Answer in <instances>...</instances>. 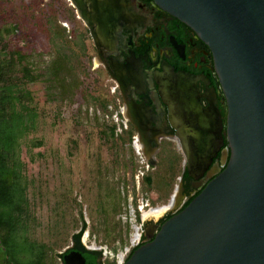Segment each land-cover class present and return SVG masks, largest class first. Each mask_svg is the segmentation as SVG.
Here are the masks:
<instances>
[{
	"label": "rangeland",
	"instance_id": "1",
	"mask_svg": "<svg viewBox=\"0 0 264 264\" xmlns=\"http://www.w3.org/2000/svg\"><path fill=\"white\" fill-rule=\"evenodd\" d=\"M9 26L14 31L5 50L25 57L15 54L14 80L28 92L21 100L33 114L19 149L32 216L28 234L46 245L43 264H60L59 252L86 221L83 242L100 246L108 264H118L133 247L135 225L153 217L151 207L171 201L183 155L172 142L152 167L136 151L113 84L94 69L90 38L69 0H0V27ZM63 55L73 72L62 74L65 87L51 73ZM26 65L39 75L34 81L24 76ZM72 76L78 83L69 92ZM113 124L114 136L108 130ZM4 255L0 251V264Z\"/></svg>",
	"mask_w": 264,
	"mask_h": 264
},
{
	"label": "water",
	"instance_id": "2",
	"mask_svg": "<svg viewBox=\"0 0 264 264\" xmlns=\"http://www.w3.org/2000/svg\"><path fill=\"white\" fill-rule=\"evenodd\" d=\"M155 1L211 47L227 102L228 145L224 168L125 264H264V0ZM92 9L98 24L116 13L99 3ZM195 100L179 136L189 173L202 174L224 144L223 124L216 108L207 113ZM181 187L162 207L180 199ZM71 255L86 264L80 252L67 254V264Z\"/></svg>",
	"mask_w": 264,
	"mask_h": 264
},
{
	"label": "flooded vegetation",
	"instance_id": "3",
	"mask_svg": "<svg viewBox=\"0 0 264 264\" xmlns=\"http://www.w3.org/2000/svg\"><path fill=\"white\" fill-rule=\"evenodd\" d=\"M69 1L90 38L93 67L113 84L121 104L120 115L126 120L128 131L138 137L145 160L153 167L158 154L172 142L183 155L180 199L167 209H149L147 214L153 217L140 223L135 246L144 244L224 168L227 102L214 53L194 29L155 0H74L77 5ZM95 3L114 8L116 13L98 24L92 9ZM182 73L190 79H179ZM190 98L197 99L207 113L216 108L223 124L224 144L202 174L197 170L189 173V160L180 144L181 118L186 117ZM71 252H80L86 264H108L100 246L75 239L59 252L60 264H67L65 256Z\"/></svg>",
	"mask_w": 264,
	"mask_h": 264
},
{
	"label": "trees",
	"instance_id": "4",
	"mask_svg": "<svg viewBox=\"0 0 264 264\" xmlns=\"http://www.w3.org/2000/svg\"><path fill=\"white\" fill-rule=\"evenodd\" d=\"M13 31V26L0 27V251L5 254L3 264H43L48 253L47 247L32 239L27 230L32 216L26 192L28 180L22 173L19 149L22 138L30 131L33 114L21 100L22 97H29L28 92L22 93L14 80L15 57L20 61L25 57L19 52L7 53L4 46L7 35ZM60 57L54 61L51 73L54 75V81L62 83L61 86L65 87L62 74L73 75V72L66 63L67 55ZM22 70L30 81L39 76L33 74L27 65L23 66ZM77 83L76 77L72 76L71 81L67 83L69 92ZM100 103L107 107L104 100ZM18 105L21 107L18 108ZM108 130L114 136L116 125H110ZM145 182L151 185L152 177L146 176ZM86 228L87 223L84 221L81 230L73 234V239L81 242ZM141 245L130 249L126 261Z\"/></svg>",
	"mask_w": 264,
	"mask_h": 264
},
{
	"label": "built area",
	"instance_id": "5",
	"mask_svg": "<svg viewBox=\"0 0 264 264\" xmlns=\"http://www.w3.org/2000/svg\"><path fill=\"white\" fill-rule=\"evenodd\" d=\"M124 123L126 124V121H124ZM117 129H118V128H117ZM118 130H119V129H118ZM133 145H134L136 151H137L139 154H142V146H140V142H139L137 136H135V137L133 138ZM142 155H143V154H142ZM135 228H136V232H135V236H134V238H133V247H134L135 244L138 242V238L140 237V232H139V228H140V226L135 225ZM136 234H137V237H136ZM105 252H106V250H105ZM128 252H129V251H128ZM125 262H126V258H125L123 255H121V256H120V259L118 260V264H125Z\"/></svg>",
	"mask_w": 264,
	"mask_h": 264
},
{
	"label": "bare ground",
	"instance_id": "6",
	"mask_svg": "<svg viewBox=\"0 0 264 264\" xmlns=\"http://www.w3.org/2000/svg\"><path fill=\"white\" fill-rule=\"evenodd\" d=\"M68 262H69V264H77L76 263L77 261L73 255L68 257Z\"/></svg>",
	"mask_w": 264,
	"mask_h": 264
}]
</instances>
